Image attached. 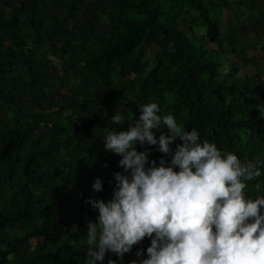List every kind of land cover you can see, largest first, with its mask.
<instances>
[{
	"label": "trees",
	"instance_id": "1",
	"mask_svg": "<svg viewBox=\"0 0 264 264\" xmlns=\"http://www.w3.org/2000/svg\"><path fill=\"white\" fill-rule=\"evenodd\" d=\"M230 56L264 64V0H0V264H86L98 215L86 200L110 199L123 171L102 137L145 103L261 162L245 195H264V69L242 76ZM157 147L137 144L157 164L171 159ZM149 245L103 264H131Z\"/></svg>",
	"mask_w": 264,
	"mask_h": 264
},
{
	"label": "clouds",
	"instance_id": "2",
	"mask_svg": "<svg viewBox=\"0 0 264 264\" xmlns=\"http://www.w3.org/2000/svg\"><path fill=\"white\" fill-rule=\"evenodd\" d=\"M138 107L127 130L105 129L102 137L104 148L121 157L123 171L112 174L110 199L86 200L98 211L87 223L86 264H103L108 253L123 260L145 237L147 255L139 250L142 258L131 264H264V195H245L247 182L261 175V162H243L201 141L196 128L185 130L157 102ZM111 119L123 123L124 116L118 110ZM177 138L182 143L171 147ZM137 144L158 146L171 159L161 156L157 164ZM92 187L102 191L103 181L96 178Z\"/></svg>",
	"mask_w": 264,
	"mask_h": 264
},
{
	"label": "rangeland",
	"instance_id": "3",
	"mask_svg": "<svg viewBox=\"0 0 264 264\" xmlns=\"http://www.w3.org/2000/svg\"><path fill=\"white\" fill-rule=\"evenodd\" d=\"M220 16H222V14H220L219 15V17ZM222 20L223 21H230V20H233V21H236V16L233 14V12H231L230 10H225L224 11V14H223V17H222ZM225 30V28H223V31ZM29 43H31V41H29ZM32 44V43H31ZM253 54V51L251 50V51H249V55H252ZM149 58L151 59V60H153L154 59V53L153 52H150V54H149ZM261 58V57H260ZM259 59V58H258ZM229 60L232 62V63H234V64H237L239 67H240V69H241V72H240V74L243 76L244 75V71H243V69H245L247 72H249V73H254L255 72V70H257L258 72H261L263 69H264V64H263V62L262 61H258L257 62V64L256 65H243L242 64V62L240 61V60H237L235 57H233V56H230L229 57ZM225 70H227L228 71V69H229V66L226 64L225 65V68H224ZM33 242H35V240H33Z\"/></svg>",
	"mask_w": 264,
	"mask_h": 264
}]
</instances>
